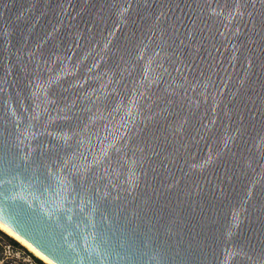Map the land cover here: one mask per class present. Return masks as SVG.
Wrapping results in <instances>:
<instances>
[{"label":"water","instance_id":"obj_1","mask_svg":"<svg viewBox=\"0 0 264 264\" xmlns=\"http://www.w3.org/2000/svg\"><path fill=\"white\" fill-rule=\"evenodd\" d=\"M0 220L52 264H264V0H0Z\"/></svg>","mask_w":264,"mask_h":264},{"label":"rangeland","instance_id":"obj_2","mask_svg":"<svg viewBox=\"0 0 264 264\" xmlns=\"http://www.w3.org/2000/svg\"><path fill=\"white\" fill-rule=\"evenodd\" d=\"M2 250L8 256L14 257L16 261L12 264H17L19 260L25 264H46L4 232H0V254Z\"/></svg>","mask_w":264,"mask_h":264},{"label":"clouds","instance_id":"obj_3","mask_svg":"<svg viewBox=\"0 0 264 264\" xmlns=\"http://www.w3.org/2000/svg\"><path fill=\"white\" fill-rule=\"evenodd\" d=\"M0 232H7L9 235L20 241L23 245L34 252H38L33 245L25 239L21 234H19L12 226L5 223L3 220H0ZM47 264H51V261H47Z\"/></svg>","mask_w":264,"mask_h":264},{"label":"flooded vegetation","instance_id":"obj_4","mask_svg":"<svg viewBox=\"0 0 264 264\" xmlns=\"http://www.w3.org/2000/svg\"><path fill=\"white\" fill-rule=\"evenodd\" d=\"M16 260L14 259V257L9 256V257H5L2 254H0V264H12L13 262H15ZM19 262V263H18ZM17 262V264H24L23 261L19 260Z\"/></svg>","mask_w":264,"mask_h":264},{"label":"bare ground","instance_id":"obj_5","mask_svg":"<svg viewBox=\"0 0 264 264\" xmlns=\"http://www.w3.org/2000/svg\"><path fill=\"white\" fill-rule=\"evenodd\" d=\"M6 233L8 236H10L11 238H13L14 240H16L18 243H20L22 246H24L27 250H29L33 255H35L37 258H39L40 260H42L44 263L47 264V259L45 257H43L40 253L38 252H34L32 250H30L29 248H27L25 245H23L20 241H18L17 239H15L14 237H12L11 235H9L7 232ZM52 264V263H51Z\"/></svg>","mask_w":264,"mask_h":264},{"label":"built area","instance_id":"obj_6","mask_svg":"<svg viewBox=\"0 0 264 264\" xmlns=\"http://www.w3.org/2000/svg\"><path fill=\"white\" fill-rule=\"evenodd\" d=\"M1 254L5 257H9L7 254H5V251L2 250ZM25 264V263H24Z\"/></svg>","mask_w":264,"mask_h":264}]
</instances>
